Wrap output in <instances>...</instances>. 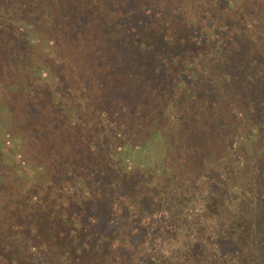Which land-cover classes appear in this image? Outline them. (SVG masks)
Listing matches in <instances>:
<instances>
[{"label":"trees","instance_id":"16d2710c","mask_svg":"<svg viewBox=\"0 0 264 264\" xmlns=\"http://www.w3.org/2000/svg\"><path fill=\"white\" fill-rule=\"evenodd\" d=\"M263 19L236 0H0V264H264ZM194 80L214 102L174 106ZM228 98L250 111L219 119Z\"/></svg>","mask_w":264,"mask_h":264},{"label":"rangeland","instance_id":"374dc122","mask_svg":"<svg viewBox=\"0 0 264 264\" xmlns=\"http://www.w3.org/2000/svg\"><path fill=\"white\" fill-rule=\"evenodd\" d=\"M247 2V5H243V2ZM237 4H238V7L242 8L243 10H246L248 12V17L249 18H252L256 15H259L261 13H264V0H236ZM252 9L249 13V10ZM253 12V13H251ZM258 29L260 30H263L261 31L262 33H264V19L262 20V23H261V27H257L256 30L254 31H250V34L252 36H254V33H256L258 31ZM195 35H198L199 32H201V27H197V29L195 31ZM256 38V37H255ZM254 40V39H253ZM194 61L197 62V60H201L200 56L197 54L196 56H194ZM198 61V62H199ZM197 62V63H198ZM200 63V62H199ZM202 69H200L199 67V70L198 71L200 74H199V77L201 79H205V72H202ZM252 76H253V79L254 80H258V75L256 73V70H253V72L251 73ZM198 81L197 80H194L193 81V84L191 85L190 87V91H187L184 93L183 96L177 98L176 100H178L177 103L174 104V106H177L182 108V106H184L185 104L189 105V106H193L194 108V104L197 103V104H200V105H203V102L202 101H196L197 99H203L205 100L206 99V96H207V104H211L213 101V96L215 95H212V92H210L209 95H207V91H208V86L206 84L205 81L202 80L201 83H197ZM254 82V81H252ZM140 86L138 89H140V92L137 93L136 92V97H143V99H145V101L147 100H150V102L148 103L150 105L149 108H152V111L151 112H157L158 111V107H156V105L159 103L160 101V96H159V92L157 90H155L156 92L152 91L149 87L146 86L145 83L141 82L140 83ZM232 86H229V88H231ZM212 89H215V88H212ZM226 88H222L221 91H220V96L223 98L224 96H227V95H230L229 97L232 99V100H236L238 97L240 98H244L246 99L247 97V94L245 92H238L237 95L238 97L235 96V92L233 91L232 93H228L227 90H225ZM232 89V88H231ZM219 95V93H218ZM242 96V97H241ZM217 96H215L216 98ZM257 96L255 94H252V97H250V104H258L256 101V98ZM230 98L228 99H225L226 103L225 102H220L217 104V107L218 109L221 110V112H218V118L219 119H222L225 115H223L225 112H229V110H234V106H228L230 104V102L232 101ZM166 99H170L172 100L173 102V98L171 97H167ZM259 100H262V99H259ZM2 105L3 106H6L8 108H12V106H14L13 104H18L19 101L17 100V98L13 95L11 96V98L9 99H4L1 101ZM261 107L263 108L264 107V100H262V103H261ZM259 105V104H258ZM217 107H214L215 109H217ZM248 106L245 105L244 106H241L239 109L236 107V109L234 110L237 111V112H247L248 111ZM1 108V107H0ZM196 108V107H195ZM2 109V108H1ZM160 109V108H159ZM255 110H258L257 107L254 108ZM188 111V108L186 107V110L184 112ZM250 111V110H249ZM248 111V112H249ZM212 112V111H211ZM227 114V113H225ZM264 116V112H252V116H250V119L251 121L254 122L255 125H259L260 127H264V121H259V119L261 117ZM206 125V124H204ZM198 144H203L205 142V140L201 137H197V141H196ZM160 148V147H159ZM161 149V148H160ZM156 152H158L156 150ZM146 153V152H144ZM151 152H148L146 154H150ZM158 154H156L157 156ZM197 168V165L194 166ZM96 220L98 221L99 224H104L106 226H109V223H106V222H102L101 219H99V217L95 216ZM61 263V262H60ZM46 264H59L58 261H52V262H47Z\"/></svg>","mask_w":264,"mask_h":264}]
</instances>
